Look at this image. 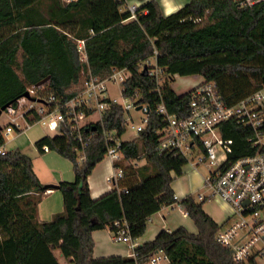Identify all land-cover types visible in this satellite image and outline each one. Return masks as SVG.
Instances as JSON below:
<instances>
[{
    "label": "trees",
    "instance_id": "trees-1",
    "mask_svg": "<svg viewBox=\"0 0 264 264\" xmlns=\"http://www.w3.org/2000/svg\"><path fill=\"white\" fill-rule=\"evenodd\" d=\"M123 4L124 0H0V107L14 105L46 77L37 87L39 93L65 101L79 90L84 71L104 78L109 65H115L130 73L122 95L148 108L147 123L137 137L122 139L127 130L123 106L110 103L102 122L82 129L84 135L91 134L83 160L70 125L65 134L43 135L35 141L39 152L46 146L73 163V181L58 183L63 208L49 220L38 217L45 191L32 159L20 150L0 155V264H59L56 249L72 264H137L159 249L169 264H258L233 261L230 249L215 240L219 224L204 211L203 200L191 195L178 202L195 232L183 226L160 229L152 239L137 244L135 257L93 255L94 230L112 231L125 223L136 240L153 213L177 201L172 181L183 173L187 159L154 149L156 131L165 124L157 105L163 102L178 115L187 112L191 88L175 92L174 76L199 75L202 81L214 82L228 105L264 87V1L239 6L232 0H188L164 14L158 0H147L138 6L134 19L128 18ZM78 39H84L86 61L80 59ZM154 50L163 70L161 96L155 91V78L141 66ZM252 133L234 121L223 123V136L233 141L229 160L255 151L247 140ZM117 140L127 161L145 162L124 165L118 185L92 198L87 177L104 158L108 144Z\"/></svg>",
    "mask_w": 264,
    "mask_h": 264
},
{
    "label": "built area",
    "instance_id": "built-area-1",
    "mask_svg": "<svg viewBox=\"0 0 264 264\" xmlns=\"http://www.w3.org/2000/svg\"><path fill=\"white\" fill-rule=\"evenodd\" d=\"M232 1L239 6H252L264 0ZM122 9L130 13L128 18H136L138 5L124 0ZM77 50L80 59L86 61L84 39L77 40ZM156 55L154 50L153 55L141 63V66L148 75L155 78V91L161 96L163 70L157 65ZM108 69L109 75L104 78L92 74L90 70L84 71L77 93L62 102H58L55 95H41L38 86H30L27 89L29 97L21 96L14 105L10 104L4 109L9 118L5 126L6 133H10L13 128L21 131L40 123L47 129L58 131L57 134H65L70 125L81 145L79 159L83 160L84 148L91 137V134L84 135L83 127L102 122L103 110L110 103H120L109 95V82L121 85L122 92L123 83L130 76L126 68L109 65ZM189 91L187 112L183 115L170 113L163 102L157 105V113L165 124L156 131L157 142L154 149L159 153L179 154L187 162L194 153H201L198 163H206L211 168L209 175L204 178V185L211 188L210 196H216L230 209L227 221L219 224L215 233L216 242L230 249L234 262L246 263L255 260L260 264V260L264 259V87L231 105L222 100L216 84L212 81H202ZM121 105L124 110V123L128 126L131 117L126 114L132 106L136 109L138 105L134 100L132 104ZM140 106L146 118L143 124L136 127L131 125L136 134L147 123L148 108L145 104ZM95 113L96 118L86 121ZM232 121L251 128L253 133L247 140L255 151L229 160L233 141L223 136V123ZM105 135L111 139L109 133ZM108 145L105 156L111 162V171L106 176V181L117 186L124 175V163L128 161L119 148L120 140ZM44 150H47L46 146ZM6 152L3 145H0V155ZM132 161L129 162L133 164ZM206 197L203 194L198 195L199 200ZM175 198L177 199L176 196ZM178 201L177 199L175 203L187 214ZM114 224L119 226L117 221ZM111 232L113 241L127 243L131 249L130 256L135 257L137 243L131 238L128 226L124 223L123 227ZM137 264H169V258L159 249L147 261Z\"/></svg>",
    "mask_w": 264,
    "mask_h": 264
},
{
    "label": "rangeland",
    "instance_id": "rangeland-1",
    "mask_svg": "<svg viewBox=\"0 0 264 264\" xmlns=\"http://www.w3.org/2000/svg\"><path fill=\"white\" fill-rule=\"evenodd\" d=\"M127 3L136 4L139 0H125ZM202 81L201 76L199 75H191V76H174V80L171 83L172 88L177 93H183L186 90L196 86ZM121 85L112 84L109 82L108 91L109 95L112 98L118 100V102L122 104H132L133 99L130 97H125L121 92ZM127 116H130L129 123L127 126L126 132L122 135V139H134L137 137L135 132V128H131L133 124L136 127L139 124H143V120L146 118V114L142 110L135 109L134 106L129 109ZM97 114H93L86 119V121L96 118ZM9 122L8 115L5 111H3L0 115V133L3 135L5 139V149L6 151L10 150H20L24 154L28 155L32 159V163L39 174L42 177H46L51 171H59V172H73V163L70 159L63 157L58 152L54 150H48L47 152H39L37 147L35 146V141L43 135H56L58 131L47 129L40 123L33 124L30 128L23 129L21 131H17L13 128L10 133H6L5 126ZM21 122V121H20ZM201 156L200 152L194 153L189 157V162H187L183 167V173L180 176H175L172 181V187L175 188L176 194L178 195L180 192H186L185 194H190L196 201H200L198 199L199 194H203L206 196L211 195V188L209 185H204V178L207 177L211 171L206 163H198V158ZM140 161L145 162L144 159ZM131 162H125L124 165H128ZM196 165V168L194 165ZM141 165V164H137ZM111 171V162L107 156L96 164L94 169L90 174L93 175L94 179L97 182L104 184L107 186L106 188L112 189L114 187L113 184L108 183L105 180V176L109 174ZM74 173V172H73ZM72 177L71 180H73ZM70 180V181H71ZM173 188V189H174ZM61 194L59 190L53 194V196H47L41 201V207L39 212V219L49 220L51 218V214H49V210H51V203L55 204L59 201L60 209L63 208V204H61ZM50 197V198H49ZM205 205L212 203V207H218V209L224 213L228 214L229 211L227 207H225L221 202L216 199V196H211L209 199L203 200ZM59 210V209H58ZM62 210V209H61ZM60 210V211H61ZM172 213V217L174 222H176L177 226H183L187 230L195 232L196 228L191 218L185 216L183 217L182 211L180 212V207H178L177 203H175L173 208L168 209ZM47 212V213H46ZM58 212V211H56ZM227 216V218H228ZM155 220L148 221L147 225H152ZM146 230V229H145ZM145 235H148L149 232H145ZM143 233V234H144ZM108 244L111 245L116 250H125L127 243L122 241H113L108 240ZM131 249H129L130 251ZM58 253V252H57ZM260 264H264V259L260 260Z\"/></svg>",
    "mask_w": 264,
    "mask_h": 264
},
{
    "label": "crops",
    "instance_id": "crops-1",
    "mask_svg": "<svg viewBox=\"0 0 264 264\" xmlns=\"http://www.w3.org/2000/svg\"><path fill=\"white\" fill-rule=\"evenodd\" d=\"M147 0H139V2L137 3V5H141L142 3H144ZM162 9V12L164 14H169L175 10H177L178 8H180L182 5H184L188 0H158ZM31 127V126H30ZM29 127V128H30ZM0 136H2L4 143H3V147L5 149V139L3 137V135L0 133ZM6 150V149H5ZM47 150H44V152H47ZM133 164L137 165V164H143V161H138V160H133L132 161ZM33 169L34 172L36 173L37 177L39 178L40 182L43 184L46 183H52V184H58L60 181H70L72 179V177H74V173L73 172H59V171H51L48 175H46V177H42L41 174H39V172L36 171L34 164H33ZM108 175V174H107ZM106 175V176H107ZM106 176H105V180H106ZM73 181V180H71ZM87 181H88V185H89V189H90V194L92 198H97L100 195L104 194L105 192L109 191L110 188H106L107 186H105L104 184H101L99 182L96 181V179H94L93 175L90 174L87 177ZM174 188V187H172ZM175 196L177 197L178 200H180L181 198L190 195V194H185L186 192H180L178 195L176 194L175 188L173 189ZM58 191L57 189H51V190H46L41 198V201L44 198H47V196H53V194H55V192ZM60 192V191H59ZM61 194V192H60ZM49 197V198H50ZM211 196H207L204 200L209 199ZM216 199L221 202L225 207H227L228 211H230L229 206L224 203L223 201H221L219 198L216 197ZM61 200V204H62V196L60 198ZM41 201L38 203V217H39V212H40V207H41ZM210 204L205 205L204 203L202 204V207L204 209V211L209 214L218 224L224 223L227 221V216L228 214H224L222 213L218 207H212ZM59 201L57 203L53 204L51 203V210H49V214H53L56 211H60V206H59ZM174 205H167V206H163L160 210H158L157 212L153 213L149 218L148 221H153L155 220L154 223H152V225H147L146 226V230L145 232H149L148 235H145L146 233H144L141 237L137 238L135 240V242L137 244H141L144 241L150 240L152 239L156 233L160 230V229H167V230H172L177 228V224L176 222H174L173 217H172V213L168 210L169 208H173ZM59 209V210H58ZM181 212V210H180ZM47 213V212H46ZM182 216L185 217L188 215L182 212ZM43 219V218H41ZM112 232L110 229L108 228H104V229H100V230H94L92 232V237L94 240V251H93V255L95 257H100V256H108V255H130V251H129V247L128 245H125L126 249L125 250H116L115 248H113L111 245L108 244V240L110 238V240L112 239ZM58 252V253H57ZM54 255L57 258L59 264H72L69 259H66L62 256L61 252L56 249L54 250Z\"/></svg>",
    "mask_w": 264,
    "mask_h": 264
},
{
    "label": "water",
    "instance_id": "water-1",
    "mask_svg": "<svg viewBox=\"0 0 264 264\" xmlns=\"http://www.w3.org/2000/svg\"><path fill=\"white\" fill-rule=\"evenodd\" d=\"M47 80H48V77L42 79L41 81H39V82L37 83V86L42 85V84L45 83ZM22 96L29 97L28 92L25 91V92L23 93ZM10 104H11V103L8 102V103H6V104H4V105H2V106L0 107V115H1V113L4 111V109H6ZM140 108H141L140 105L136 106V109H137V110L140 109ZM95 128H96V127L93 126L91 129H92V130H95ZM42 188H43L44 191H46V190H51V189H57V188H58V184L46 183V184L43 185Z\"/></svg>",
    "mask_w": 264,
    "mask_h": 264
}]
</instances>
